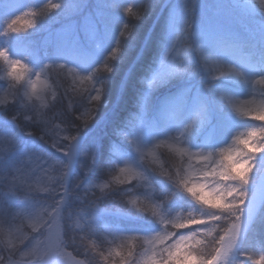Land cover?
I'll list each match as a JSON object with an SVG mask.
<instances>
[{
    "label": "rangeland",
    "instance_id": "374dc122",
    "mask_svg": "<svg viewBox=\"0 0 264 264\" xmlns=\"http://www.w3.org/2000/svg\"><path fill=\"white\" fill-rule=\"evenodd\" d=\"M160 32L165 41L155 37L161 52L151 73L142 58ZM46 45L51 56L43 51L47 59L33 66ZM257 50L264 53V0H0V264H122L117 257L128 250L138 251L133 264L178 257L194 264L187 252L222 226L217 254L204 264H264ZM215 54L235 80L210 79L206 57ZM220 87L234 110L218 99ZM123 101L132 107L126 130L102 147L90 133ZM256 110L249 126L240 112ZM191 118L203 123L199 139ZM246 129L256 134L239 158L255 167L232 174L216 148L231 149ZM78 135L86 136L81 152L90 146L100 159L92 178L81 160L63 191L60 155ZM173 149L222 203L162 208L145 168L166 170L161 153ZM117 187H131L122 213L100 204ZM145 213L157 231L123 229L107 218L136 221Z\"/></svg>",
    "mask_w": 264,
    "mask_h": 264
},
{
    "label": "trees",
    "instance_id": "16d2710c",
    "mask_svg": "<svg viewBox=\"0 0 264 264\" xmlns=\"http://www.w3.org/2000/svg\"><path fill=\"white\" fill-rule=\"evenodd\" d=\"M62 1H56L54 4L56 6H61ZM54 6L55 8L52 10L51 14H54L55 12H58V8ZM40 9V8H39ZM39 9L37 10L39 13ZM41 8L40 10H42ZM41 14V13H40ZM42 15V14H41ZM46 17H50L49 15H46ZM156 35V36H155ZM155 35L152 37V40L149 45V47L146 49V52L144 53V56L142 60L144 59V62H146L147 67H149V71H154V68L156 67V62H158V56L160 57V52L155 53L154 50V40L155 37H158L159 42L162 44L165 39L164 37L160 34L155 33ZM47 54V57L49 58L51 56L49 50H51V47L46 45L42 51L39 52L40 57H36L37 59L36 62L31 61L33 66H39L42 63V58L45 60L47 59L42 55L43 51ZM264 52V51H262ZM257 55H256V60L259 63L258 67L261 70H264V53H260L257 50ZM157 58V59H156ZM207 58V66H208V71L210 73V79L218 80L220 82H226V81H232L235 80L236 76L231 75L227 73L226 69L223 67V65L220 63L219 58L215 54L212 58ZM148 59V60H147ZM150 61V62H147ZM151 66V67H150ZM263 67V68H262ZM137 68V67H136ZM238 83V82H237ZM218 90L219 95V100L223 101L225 106L230 107V109L234 110L235 105L232 103V97L231 95L227 94L223 96L222 87H220ZM254 94L256 98L260 99L261 104L263 105L262 107V113L259 114L260 119L263 118L264 116V86H255L254 87ZM133 98V97H132ZM135 100V97L131 100L133 102ZM129 102V103H131ZM132 110V107L130 104L127 103V101H123L121 106L116 110L112 115L111 118L108 120V122L99 125L97 127L96 131L90 133V137L92 138L91 140L95 139L98 141L99 144H102V147L104 146H110V144H115L117 141L116 138L113 136L114 133L117 131H122L124 132L126 128V120L129 118V112ZM258 110L252 111L250 113H243L240 112V115H242L246 122L249 126H254V121H257L258 119ZM67 118L69 120V113H67ZM246 118V119H245ZM250 119V120H248ZM192 122V128L198 132V137L199 139L200 132L203 127V123L200 119L198 118H191ZM262 120V119H261ZM189 126V125H188ZM250 130V131H249ZM256 134V132H255ZM255 134L252 133L251 129H246L245 131H240L238 132V137L232 141V147L231 149L229 148H224V147H217L216 152L219 153L221 156L220 158L225 159L226 163L230 166L229 171L233 174L235 171L236 175L241 174V173H246L250 172L255 165L253 166L247 158L242 159L239 158L240 156V151H241V146L246 144L248 141L253 139L255 137ZM246 142V143H244ZM211 149V148H209ZM85 150L84 154L83 151ZM165 153V152H163ZM161 153V159H162V164L166 165L165 169H155L152 167H146L145 171L148 176V179L150 183L155 187L158 191L157 194V202L162 205L163 209H193L194 206L190 203L191 200L195 201L196 203H201L202 205H208V204H216L218 202L222 203V198L220 195H217L214 191L206 189L203 185L200 184V182L194 177L193 169L188 166L185 162V158L183 157V154H180L176 151V149L171 150L170 153L168 154H163ZM84 155V156H83ZM85 157V158H84ZM246 157V155L244 156ZM113 160V157H110ZM99 156H96V150L90 148L88 146L86 149L83 148L80 158L78 161V167L79 165L81 166V160L84 162V167L86 168L85 174L90 175L91 173V178L95 174V165L97 164L99 160ZM222 163V160H221ZM220 159H217L214 167L217 169L218 166H220ZM77 167V168H78ZM76 168V169H77ZM220 172V169L218 170ZM126 188V187H125ZM131 188V187H130ZM122 188V187H117V188H109L107 189L102 195V199L100 201V204L103 209L110 210L112 212H118L122 213L119 210L122 209H127L128 204L127 200L130 197V192H126V190H129ZM182 197H185L183 200ZM181 198V199H179ZM263 214H264V209H263ZM108 216L107 218L113 222L114 224H118L122 226L123 229H126L124 227L129 228L128 230H140L146 233H152L158 230L159 228V223H150L147 220H155V217L149 216L147 213L142 214L140 217L135 218L136 221H125L120 218H115V217H110ZM151 217V219H150ZM148 222L147 225L144 224V222ZM121 228V227H120ZM224 229V226L221 228H217L215 233L210 237L209 239L203 240L198 246L190 248V251L187 252V256H194L195 258V263L194 264H204L208 260L212 259L216 254H217V249H218V237L221 234V231ZM259 245L263 246L264 242V236L262 240L260 241ZM257 245V247L259 246ZM102 247V251L104 250V243L100 245ZM138 256V251L136 250H128L125 251V253L119 257H117V260L121 259L125 264H133L135 259ZM183 258L178 257L175 259H169V262L167 264H183ZM121 261V262H122ZM122 262V264H123Z\"/></svg>",
    "mask_w": 264,
    "mask_h": 264
},
{
    "label": "water",
    "instance_id": "95a60500",
    "mask_svg": "<svg viewBox=\"0 0 264 264\" xmlns=\"http://www.w3.org/2000/svg\"><path fill=\"white\" fill-rule=\"evenodd\" d=\"M86 139L85 135H78L74 137L67 147L66 153L60 155L65 162V169L62 176L63 191H67L70 185L71 179L73 178L75 168L78 163L79 154L82 149L83 143Z\"/></svg>",
    "mask_w": 264,
    "mask_h": 264
}]
</instances>
